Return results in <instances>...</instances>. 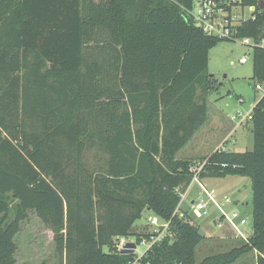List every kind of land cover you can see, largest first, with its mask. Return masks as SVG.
<instances>
[{"label":"trees","instance_id":"obj_1","mask_svg":"<svg viewBox=\"0 0 264 264\" xmlns=\"http://www.w3.org/2000/svg\"><path fill=\"white\" fill-rule=\"evenodd\" d=\"M195 1L0 0V264H17L15 237L31 210L53 232L62 264H129L137 256L119 239L148 236L134 227L144 211L171 219L201 163V180L250 178L251 236L198 262L207 236L186 211L172 218L174 240L141 261L264 264V93L248 120L251 150L176 157L220 89L210 50L262 39L264 0H236L256 17L234 38L197 26L187 11ZM252 62L256 86L264 47H253ZM249 254L254 262L242 261Z\"/></svg>","mask_w":264,"mask_h":264},{"label":"rangeland","instance_id":"obj_2","mask_svg":"<svg viewBox=\"0 0 264 264\" xmlns=\"http://www.w3.org/2000/svg\"><path fill=\"white\" fill-rule=\"evenodd\" d=\"M237 3L239 2L237 1ZM237 3L235 0L231 2L230 14L234 24L250 18L252 14L250 7H243ZM252 55L253 47L245 44L241 39L224 40L210 50L208 72L214 75L220 89L211 92L208 96V121L177 153V158L209 157L215 143L220 142L230 130L232 132L221 143L224 149L231 147L235 151H245L253 148L254 139L250 128H235L239 119H233L238 112L243 114L249 112L264 93L256 89V81L252 78ZM243 56L249 57L248 62H240V58ZM218 121H220V125ZM235 140H237L236 145L232 146ZM202 183L208 189L214 188L220 202L225 198L224 195L235 200V205L232 204L230 207L243 211L247 218L243 232L246 236L251 235L253 216L250 178L241 176L205 177L202 179ZM224 192L226 194H222ZM199 200H207L206 195L198 183H193L182 201L181 207L193 215L195 222L207 234V237L196 248L198 262L209 255L231 249L237 244L238 239H243L238 236L236 230L229 223L224 222L221 227H218L215 219L217 220L220 213L213 205H209L207 214L197 217L193 213L191 205ZM148 213V211H144L142 217L136 221L134 227L137 230L147 229L146 217ZM129 239L135 241V237H129ZM15 242L18 246L17 264H62L61 258L56 255L53 232L43 224L33 210L29 211L28 218L22 222L21 231L16 235ZM146 249V244H138L135 255L137 257L142 255ZM244 260L252 263L255 256L249 254L242 261Z\"/></svg>","mask_w":264,"mask_h":264},{"label":"built area","instance_id":"obj_3","mask_svg":"<svg viewBox=\"0 0 264 264\" xmlns=\"http://www.w3.org/2000/svg\"><path fill=\"white\" fill-rule=\"evenodd\" d=\"M231 1L226 0L224 5H220L216 0H196L194 6L187 10L188 14L192 17L193 22L199 26L208 36L219 37V38H234L236 32V26L239 23L234 24L232 16L230 14L231 10H228V7H231ZM236 2V0H235ZM226 5V6H225ZM252 11L255 9L254 6L250 7ZM256 17L255 14H251L250 18L254 19ZM245 20V19H243ZM238 39V38H236ZM234 39V40H236ZM243 42L249 46H260L264 47V37L258 41L252 39L251 37L242 38ZM249 57L243 56L240 58L241 63L248 62ZM257 90H261L264 92V82L256 85ZM252 109L243 114L238 112L233 119H239L238 125L242 124L245 121H248L251 118ZM204 166V163L198 164L194 168V175L192 181L187 188V190L182 193L181 200L176 207L173 217L178 215L179 217H184L186 215V211L181 207V203L187 195V192L193 186V183H198L201 190L205 193L207 200H199L193 202L191 205V209L193 213L197 217H201L204 214L208 213L209 205H213L219 210V217L217 220L218 227H221L224 222L229 223L237 232L238 236L248 240L249 236H246L243 232V228L247 224V218L244 216L243 211L238 209L231 208L230 206L234 204L233 200L229 197H225L222 202L218 200L216 195V191L212 189H208L200 179V172ZM232 209V210H229ZM189 212V211H188ZM172 217V218H173ZM172 218L168 220H163L159 216L149 212L146 217L147 229L145 230L148 236L143 237L139 244H146V251L136 257L134 260L130 261L129 264H145L141 261V257L144 256L149 249H151L156 244L162 242L164 239H169L170 242L174 240L175 232L172 227ZM131 241L129 237H121L118 242V249L121 251L127 242ZM136 243V240L134 241ZM136 250V248H135Z\"/></svg>","mask_w":264,"mask_h":264},{"label":"crops","instance_id":"obj_4","mask_svg":"<svg viewBox=\"0 0 264 264\" xmlns=\"http://www.w3.org/2000/svg\"><path fill=\"white\" fill-rule=\"evenodd\" d=\"M217 118H218V116H217ZM218 123H219V125L221 124L220 123V121H218ZM250 128V130H251V133H252V128H251V123L249 122V121H245V122H243L242 124H240V125H235V128H243V129H245V128ZM234 129V128H233ZM199 130V129H198ZM197 130V131H198ZM236 130V129H235ZM232 132V130H230L229 131V133L226 135V136H224V138H222V140L220 141V142H216L215 143V146H214V149H213V152L214 151H216L218 148H221L222 146H221V143H222V141L224 140V139H226V137L230 134ZM252 135H253V133H252ZM236 142H237V140H235V142H233V145L232 146H235L236 145ZM253 146H254V142H253ZM223 148V147H222ZM229 150H233L231 147H229ZM235 151V150H234ZM212 152V153H213ZM211 153V154H212ZM223 178H225V177H223ZM214 189V188H213ZM222 194H226V192H224V193H222ZM222 194H220V195H222ZM219 195V196H220ZM251 195H252V190H251ZM225 197H227V195H224ZM223 196V197H224ZM252 198V197H251ZM233 202H234V205H235V200H233ZM206 233V232H205ZM206 236H207V234H205Z\"/></svg>","mask_w":264,"mask_h":264},{"label":"water","instance_id":"obj_5","mask_svg":"<svg viewBox=\"0 0 264 264\" xmlns=\"http://www.w3.org/2000/svg\"><path fill=\"white\" fill-rule=\"evenodd\" d=\"M200 234L205 236V231L200 229ZM136 248V243L134 241H129L125 244V247L121 250L124 253H134Z\"/></svg>","mask_w":264,"mask_h":264}]
</instances>
